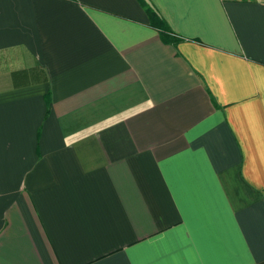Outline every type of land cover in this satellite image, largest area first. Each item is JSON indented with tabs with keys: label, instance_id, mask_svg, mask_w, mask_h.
I'll return each instance as SVG.
<instances>
[{
	"label": "crops",
	"instance_id": "crops-1",
	"mask_svg": "<svg viewBox=\"0 0 264 264\" xmlns=\"http://www.w3.org/2000/svg\"><path fill=\"white\" fill-rule=\"evenodd\" d=\"M0 264H264V0H0Z\"/></svg>",
	"mask_w": 264,
	"mask_h": 264
},
{
	"label": "trees",
	"instance_id": "trees-1",
	"mask_svg": "<svg viewBox=\"0 0 264 264\" xmlns=\"http://www.w3.org/2000/svg\"><path fill=\"white\" fill-rule=\"evenodd\" d=\"M143 4L145 5L146 2L143 1ZM148 11H149V14H150V17L152 19L154 26H156L158 29H160L163 38L167 41H171V42L175 41L174 37H172V35L170 34L171 33L170 28L167 25V23L165 22V20L163 18H161L158 15V13L155 10H153L152 8H150L149 6H148Z\"/></svg>",
	"mask_w": 264,
	"mask_h": 264
}]
</instances>
